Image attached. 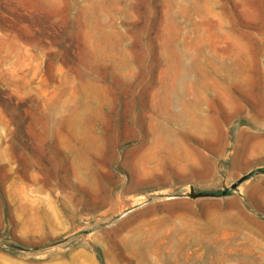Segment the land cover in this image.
Masks as SVG:
<instances>
[{"label": "rangeland", "instance_id": "obj_1", "mask_svg": "<svg viewBox=\"0 0 264 264\" xmlns=\"http://www.w3.org/2000/svg\"><path fill=\"white\" fill-rule=\"evenodd\" d=\"M0 264H264V0H0Z\"/></svg>", "mask_w": 264, "mask_h": 264}, {"label": "water", "instance_id": "obj_2", "mask_svg": "<svg viewBox=\"0 0 264 264\" xmlns=\"http://www.w3.org/2000/svg\"><path fill=\"white\" fill-rule=\"evenodd\" d=\"M246 177L247 176L244 175L241 178H239L237 182L232 184V188H236L239 183L243 182L246 179ZM226 193H227V189L223 190L221 193H218V192H197L192 187L191 191L189 193V197H191V198H199V197H208V196H221V195H225Z\"/></svg>", "mask_w": 264, "mask_h": 264}]
</instances>
